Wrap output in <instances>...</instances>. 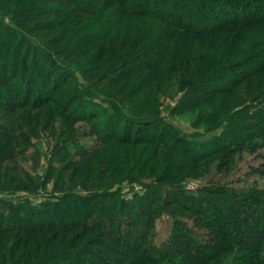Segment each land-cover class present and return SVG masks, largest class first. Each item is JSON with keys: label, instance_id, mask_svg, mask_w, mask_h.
Listing matches in <instances>:
<instances>
[{"label": "trees", "instance_id": "1", "mask_svg": "<svg viewBox=\"0 0 264 264\" xmlns=\"http://www.w3.org/2000/svg\"><path fill=\"white\" fill-rule=\"evenodd\" d=\"M5 2L13 5L10 22L15 30L0 22V109L16 119L27 108H49L46 126L56 123L71 129L72 134L77 133L79 122L97 121L98 116L85 113L87 107L79 108L82 116L74 109L77 102L102 103L96 94L79 98L72 89L71 71L86 58L88 65L95 67L90 82L99 81L95 89L109 93L103 103L115 116L124 117L122 121L130 127L125 130L126 139L117 136L120 124L114 125L112 119L103 130L102 125H94L91 136L106 147L145 145L159 149L184 145L193 149L195 144L180 142L177 135L149 133L167 127L160 118L159 102L173 90L202 102L215 101L219 96L227 109L246 102L264 103V53L254 52L261 42L248 47L244 39L247 31L264 29V0ZM40 33L46 34L45 39ZM37 41L42 50L36 46ZM109 42L110 55L95 63L92 55L96 48ZM37 68L47 76L45 95L36 93L33 84L27 85L28 80L35 81ZM58 70L68 74L66 80H53V72ZM120 71L122 74L116 76ZM1 96L11 99L3 104ZM19 97L23 98L21 102L17 101ZM120 103L125 106L120 107ZM252 105L245 111L249 112ZM225 108L222 112L227 111ZM245 118H249V129L244 134L239 132L216 142L217 148L210 147L191 167L212 156L231 157L245 148H263L264 114ZM22 124L25 130L31 126L28 121ZM4 130L8 132V128ZM3 134L0 164L11 155L7 150L16 146ZM53 152L57 160L43 178L35 181L25 176L15 179L13 185L27 192L52 184L68 193L79 188L94 199L99 198V192L112 189L107 169L81 170L84 159L97 164V154L91 157L94 153L81 147L77 158L59 142ZM159 161L164 162V157ZM4 178L0 173L1 191L5 189ZM234 190L214 186L211 191L197 190L184 200L175 197L170 206L175 207L171 217L176 219V229L160 249L152 242L155 234L151 228L164 207L155 203L165 201L149 194L143 199L137 197L141 203L136 207L109 194L114 204L94 207V211L82 215L73 211L70 217L49 203L44 208H31L27 223L13 219L5 223L2 216L0 264H264V189L254 186ZM184 195L178 191V196ZM9 238L17 241L15 246L10 245Z\"/></svg>", "mask_w": 264, "mask_h": 264}, {"label": "rangeland", "instance_id": "2", "mask_svg": "<svg viewBox=\"0 0 264 264\" xmlns=\"http://www.w3.org/2000/svg\"><path fill=\"white\" fill-rule=\"evenodd\" d=\"M12 8V4L6 3L5 0H0V22L6 27L12 28L11 30L13 31L15 27L10 22L12 17L10 10H13ZM115 18L111 17V19ZM115 33L118 32L115 31ZM40 35L45 39V33H40ZM244 39L248 47L253 43L255 45L261 42L259 48L254 47V52L264 53V29H251L247 31ZM35 43L38 49L42 50L41 44L38 41ZM110 47L109 42L107 46L96 48L99 49L92 55L93 60L96 61L95 63H99V60L101 61L102 58H107L110 55ZM77 66L78 69H73L70 74L72 80H74L72 89L78 92L79 98L87 94H96L95 96L102 99V103L96 100L93 101L94 104L88 101H84L83 105L80 102L74 104L75 112H79V108L87 107L88 111L85 112L86 114L98 116L97 121L91 124L86 122L76 124V134H72L71 129H67V127H58L59 124L56 123L52 125L53 127L46 126L47 117L50 114L49 108L37 111L30 108L24 109L19 114L20 118L18 119L10 112H4V110L0 109V141L1 134L4 133L5 135H3L8 137L9 143L12 144L10 142L11 139L16 145L7 150L6 154L11 152V155L0 164V173L5 176L2 183V187L5 189L0 190V217L4 216L5 223H7L8 219L27 223L31 208H44L48 203L54 205L62 214L70 217L73 211L82 215L83 212L94 211L92 209L94 207L114 204L115 199L110 197V195L116 194L127 205L136 207L141 203L140 199L149 194L155 198L162 197L163 201H165V203H155L160 208L161 206L164 207L162 210L160 209V214L154 218V226L151 228V232L155 234L152 242L160 249L168 241L171 234H174L176 229V219L171 217L175 207L170 206L175 201V197L184 200L197 190L204 188L211 191L214 186H220L227 190L254 186L264 189V167H262L264 166V147L245 148L231 157H227V155L212 156L199 164V166L191 167L190 165L197 158L208 153L207 151H209L210 147L217 148L216 142H223L224 138H229L239 132L244 134L246 129H249V118H245V116L257 115V113H262L263 115L264 103L262 104L258 101L260 104L252 105L246 102L244 105L236 106L235 109L231 107L227 109L225 108L226 102H223L221 97L218 98L219 96L216 97L215 101L205 99L202 102L195 101L196 98L193 95L184 96V92L173 90L169 97L164 96L159 102L160 118L167 127L160 128L161 132L163 131L162 133L158 130H150L149 133L174 137L177 135L180 142L195 144L193 149L188 150L184 145H173L171 147L165 145V147L159 149L156 146L145 145L134 147L130 145H110L106 147L103 141H100L94 135L91 136L95 130L93 126L102 125L101 130H103L104 126L112 119L114 120V125L120 124L119 128L116 129L117 136L127 139V133L130 128L128 126L129 123L122 121L125 119L124 117L115 116L110 107L103 103L109 93L108 91L103 92L95 89L100 84L99 81L90 82L91 76L95 75V67L92 68V65H88L87 58ZM34 72L36 74L35 81L32 83L28 80L27 85L33 84V89L36 93L45 95L46 91H43V89L48 86L47 76L45 73L42 74L39 68L34 69ZM121 74L120 71L118 74L116 73V76ZM66 77H68V74L63 70L53 72V80L55 78L66 80ZM53 84L51 82L50 87H53ZM255 85L253 86L255 87ZM9 99L11 97L1 96L3 104L6 101L9 102ZM22 99V97H19L17 101L21 102ZM124 104L120 105V107ZM248 105H252V107L249 112H246L245 108ZM8 106L10 105L8 104ZM224 108L227 111L222 112ZM124 112L127 113L126 110ZM82 114V112L78 113L79 116H82ZM22 117L25 118L24 121H22ZM220 118H222L220 120L221 123H216ZM25 121L31 124L28 130L23 129L22 123ZM54 126L58 128H54ZM4 128H8L7 133ZM110 128L113 129V126ZM126 129L128 130L125 131ZM143 133L146 134L147 131ZM104 138L107 137L105 136ZM58 142L67 146L68 152L75 154L77 158L81 147L87 152H93L94 154L91 157L97 154V164H94V160L92 162L90 158L88 162L84 159L81 170L87 171L97 167L107 169L109 173L108 181L113 186L112 189L102 191V194L99 192L100 195H97L99 198L94 199L95 196L79 188L72 189L68 193V190L64 188L62 190V188L54 184L46 189H42L37 185L38 189L33 192H27L13 185L12 182L15 179L25 176L35 181L39 180L38 177L43 178L57 160L53 149ZM4 147L5 145L0 144V149ZM97 151L98 153H95ZM167 152L169 154H165ZM171 152L172 154H170ZM162 157L165 159L164 162L159 161ZM135 158L138 160L135 161ZM152 170H154L153 173ZM181 190L185 192L186 196H178V191L181 192ZM175 191H177L176 194ZM137 197L140 199H136ZM176 218L180 219L179 215ZM0 223H2L1 219ZM9 239L10 245L15 246L17 241L14 238Z\"/></svg>", "mask_w": 264, "mask_h": 264}]
</instances>
